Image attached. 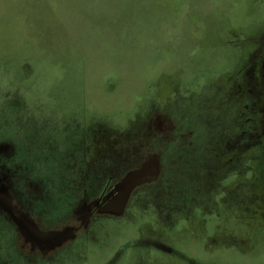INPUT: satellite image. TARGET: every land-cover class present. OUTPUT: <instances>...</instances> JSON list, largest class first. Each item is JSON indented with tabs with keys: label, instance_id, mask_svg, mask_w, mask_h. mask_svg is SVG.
Listing matches in <instances>:
<instances>
[{
	"label": "rangeland",
	"instance_id": "rangeland-1",
	"mask_svg": "<svg viewBox=\"0 0 264 264\" xmlns=\"http://www.w3.org/2000/svg\"><path fill=\"white\" fill-rule=\"evenodd\" d=\"M193 99L218 105L216 124L172 150L152 127L194 128ZM263 120L264 0H0V178L14 211L75 227L108 177L150 154L163 174L124 218L53 249L31 251L0 214V264H264Z\"/></svg>",
	"mask_w": 264,
	"mask_h": 264
},
{
	"label": "flooded vegetation",
	"instance_id": "flooded-vegetation-1",
	"mask_svg": "<svg viewBox=\"0 0 264 264\" xmlns=\"http://www.w3.org/2000/svg\"><path fill=\"white\" fill-rule=\"evenodd\" d=\"M218 86L220 87V90H221L220 94L224 93L227 95L229 92H231V91H228L225 83L219 82ZM193 101H194V99H193ZM194 104L195 105H190L188 107L189 112L198 113V117L200 115L202 116L203 114H205V117L203 119L199 118L195 121L194 128L191 126H188L190 128V130L188 132L184 131V132L178 134L176 132L177 129L179 130V128L182 125H184L185 122L188 121V124H189L190 121L193 122L195 119H192L190 121L187 120L184 122L183 121H176L175 125H174V123H171V126H170V123H167V121L164 119V117H159V118H161L160 121L161 122L164 121V123L162 126H160V128L154 127V129H155L154 134H155L156 138L159 141L170 140V142L173 144L172 150L175 149L176 144L179 143L178 139L176 140V138H183L184 135H187L189 137V141H188L189 144L188 145H191L190 143H192L197 138L200 139L198 137L200 135V130L203 131V129H204L206 131L205 126H202V124H210V123H212L211 125L216 124V118L213 114V111L217 108L218 105L213 106V107L208 106V107H206V109L203 110V108L200 107V101L199 100L194 101ZM179 111L181 112L180 109H179ZM210 114H213V117H214L212 122L206 120V117H208V115H210ZM189 125H192V124H189ZM220 127L221 126H219V125L216 127L215 133H213L212 131H210V133L208 131L206 132L210 136L212 141H216L213 138V136L216 135V133L218 134L217 135L218 139L221 137L220 132H222V133L224 132V134L226 133L225 131H218L217 132V130ZM173 134H176V136L172 137ZM79 135H80V131H79ZM194 135H196V136H194ZM2 146H3V144L0 145V148ZM10 149L12 151H15L17 149V145L14 143H11ZM26 149H27V147H26ZM172 155H175V154L172 153ZM152 157H156L155 159H157V157H158L160 160V167H159L158 161L156 164L158 166V173L159 174L157 173L156 177L150 178V179L145 180V181H141L140 183H138L133 188L131 195H130V198L127 202L126 211H125V214L123 215V217H117L115 215L107 213L105 211V208L109 205V203L111 201H113L121 193L120 192V185H122L125 182V180H127L133 174H137V173L141 172L143 169H145L146 166L152 165L154 163ZM196 159L197 158H195L194 156L192 157V160H196ZM150 162H151V164H150ZM197 162H198V160H196V162L192 163V164L199 166ZM28 164H29V158H28V163H26V166L22 167V171H25V168L28 167ZM161 164H162L161 163V156L159 154H150L148 156V159L146 158V160L144 161L143 164H140L137 167L132 168V169L126 168V170L121 172L120 175H117V177H111V176L108 177L105 180L104 185L101 187L99 193H97V195H95L93 198H90L89 200L85 201L83 204L81 203L78 206V208L76 209L75 214L70 218V220L74 221V223H72V224H75V227H73V226L66 227V222L62 221L63 225L58 226V228L51 227L48 229H44L41 226H39L38 222L37 223L34 222L35 218L31 217L29 214H25L24 211H26V210H22L19 208L16 211H14L15 205H14L13 201L16 200L17 196L14 199L10 195L9 190L7 188L8 186H6L4 184L3 178H0V214L3 215V217H6V219H8V221H10L12 224H14V226L16 227L17 232H18V237L20 239H22V241H25V243L27 245L33 247V250H31V251H34L36 247L37 248L38 247L44 248L43 245L48 246V248H50V249L55 248L56 247V246H54L55 244L59 245V246L60 245L63 246V244H65V242H68L71 238H73V237L77 238L81 232L87 231V229L89 228V225L91 224V222L93 220H97V219H101V218H117V219L124 218L126 216L127 209L130 206V202H131L132 198L134 197V195L137 192H139L141 189H144V188H147L150 186H154V185H156V183L158 184L160 182L161 178L163 177V174L161 171ZM204 170H206V169H203V172H204ZM25 172H26V174H29V171H25ZM203 172L200 173L198 170V172H197L198 174L195 177L196 178L203 177ZM208 172H207V175H208ZM13 173L15 174V170L13 171ZM17 175H19V172L17 173ZM17 175H16V178H13V179H14V181L17 182V186L15 188L17 189V192H18L19 191L18 186L20 185V179L17 177ZM29 177H30V174H29ZM28 182L30 183V187H32V188L29 191L27 190V193L31 198H35L36 196H38V194H37L38 190L36 189L37 191L32 192V189L34 188V185H33L34 182H31V181H28ZM39 191L41 192V190H39ZM44 214L45 213L43 212V214H41V215L43 216ZM0 218H1V216H0ZM43 218L45 219L44 216H43ZM34 223H36V224H34ZM53 229H56V230H53ZM49 230H50V232L55 233L54 234L55 236H53V234H52L50 237V232H48ZM1 231H3L2 227H0V232Z\"/></svg>",
	"mask_w": 264,
	"mask_h": 264
},
{
	"label": "water",
	"instance_id": "water-1",
	"mask_svg": "<svg viewBox=\"0 0 264 264\" xmlns=\"http://www.w3.org/2000/svg\"><path fill=\"white\" fill-rule=\"evenodd\" d=\"M157 173L158 166L154 162L152 165L148 167L146 166L141 172L130 176L122 185H120L121 193L109 203L105 208V211L117 217H123L133 188L141 181L150 179V175L152 178L156 177Z\"/></svg>",
	"mask_w": 264,
	"mask_h": 264
},
{
	"label": "trees",
	"instance_id": "trees-1",
	"mask_svg": "<svg viewBox=\"0 0 264 264\" xmlns=\"http://www.w3.org/2000/svg\"><path fill=\"white\" fill-rule=\"evenodd\" d=\"M151 127H152V126H151ZM152 128H153V129H152V133L154 134V130H155V129H154V127H152ZM154 135H155V134H154Z\"/></svg>",
	"mask_w": 264,
	"mask_h": 264
}]
</instances>
